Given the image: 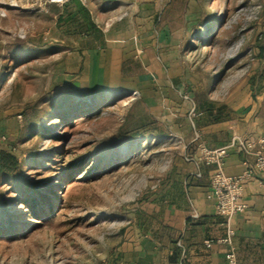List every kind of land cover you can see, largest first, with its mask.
<instances>
[{
	"label": "rangeland",
	"instance_id": "374dc122",
	"mask_svg": "<svg viewBox=\"0 0 264 264\" xmlns=\"http://www.w3.org/2000/svg\"><path fill=\"white\" fill-rule=\"evenodd\" d=\"M92 28L138 29L145 70L92 68ZM262 82L264 0H0V264H100L150 228L195 107Z\"/></svg>",
	"mask_w": 264,
	"mask_h": 264
},
{
	"label": "crops",
	"instance_id": "0c3cea01",
	"mask_svg": "<svg viewBox=\"0 0 264 264\" xmlns=\"http://www.w3.org/2000/svg\"><path fill=\"white\" fill-rule=\"evenodd\" d=\"M138 31L126 30L117 39L107 36L109 30L90 29L83 40L85 62L96 70L104 62H118L119 70L126 62H134L145 70L143 62H150L145 54L148 46ZM128 76L142 77L136 70ZM191 127L194 138L186 143L184 159L170 173L161 198L150 206L155 211L147 217L150 228L119 237V245L100 264H227L225 256L230 250L236 264H264V173L254 174L243 184L245 209L226 222L209 198L214 166L204 164L201 153L232 144L223 166L227 176H239L253 165V155L242 152L237 141L264 138V82L244 93L227 121ZM228 231L229 244L220 242Z\"/></svg>",
	"mask_w": 264,
	"mask_h": 264
},
{
	"label": "built area",
	"instance_id": "2783aa9c",
	"mask_svg": "<svg viewBox=\"0 0 264 264\" xmlns=\"http://www.w3.org/2000/svg\"><path fill=\"white\" fill-rule=\"evenodd\" d=\"M237 145L245 154H252L254 162L241 175L235 177L227 176L223 172L224 161L232 144L215 150H201L204 164L214 166L210 180L209 198L214 201L216 214L223 217L226 222L245 209V204L241 197L243 184L250 180L254 174L264 173V138L252 142L239 140ZM220 242L229 244V231L227 236ZM205 245L209 247L210 242H205ZM225 259L227 264H236L233 250L226 254Z\"/></svg>",
	"mask_w": 264,
	"mask_h": 264
},
{
	"label": "trees",
	"instance_id": "16d2710c",
	"mask_svg": "<svg viewBox=\"0 0 264 264\" xmlns=\"http://www.w3.org/2000/svg\"><path fill=\"white\" fill-rule=\"evenodd\" d=\"M205 105V104H204ZM204 105L197 106L194 109V122L195 125H203V124H215V123H221L225 122L230 118L229 109L227 110L226 107L220 106L217 108H214L213 105L209 104L205 107ZM201 118V119H200ZM203 123V124H202ZM143 127V129L146 127H149L145 125H139V128ZM137 133V131H135ZM3 220V219H2Z\"/></svg>",
	"mask_w": 264,
	"mask_h": 264
},
{
	"label": "bare ground",
	"instance_id": "6f19581e",
	"mask_svg": "<svg viewBox=\"0 0 264 264\" xmlns=\"http://www.w3.org/2000/svg\"><path fill=\"white\" fill-rule=\"evenodd\" d=\"M124 153L126 152V150L125 151H123Z\"/></svg>",
	"mask_w": 264,
	"mask_h": 264
}]
</instances>
